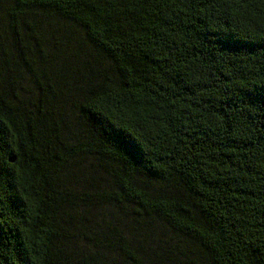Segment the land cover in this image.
<instances>
[{
    "label": "trees",
    "instance_id": "obj_1",
    "mask_svg": "<svg viewBox=\"0 0 264 264\" xmlns=\"http://www.w3.org/2000/svg\"><path fill=\"white\" fill-rule=\"evenodd\" d=\"M0 264H264V0H0Z\"/></svg>",
    "mask_w": 264,
    "mask_h": 264
}]
</instances>
